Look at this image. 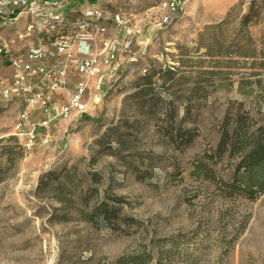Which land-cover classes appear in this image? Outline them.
I'll use <instances>...</instances> for the list:
<instances>
[{
    "label": "rangeland",
    "instance_id": "374dc122",
    "mask_svg": "<svg viewBox=\"0 0 264 264\" xmlns=\"http://www.w3.org/2000/svg\"><path fill=\"white\" fill-rule=\"evenodd\" d=\"M102 1L122 10L132 31L108 22L107 39L119 50L86 112L38 130L27 148L13 134L17 101L0 95V138L15 136L24 149L1 172L0 264H264V194L224 196L219 181L234 161L210 158L221 119L243 109L241 98L163 82L159 73L148 91L143 79L189 71L180 66L182 49L222 19H254L249 31L258 41L264 0H180L174 11L160 0ZM14 144L0 141V151H17ZM102 203L115 217L84 218Z\"/></svg>",
    "mask_w": 264,
    "mask_h": 264
},
{
    "label": "built area",
    "instance_id": "2783aa9c",
    "mask_svg": "<svg viewBox=\"0 0 264 264\" xmlns=\"http://www.w3.org/2000/svg\"><path fill=\"white\" fill-rule=\"evenodd\" d=\"M159 6L174 11L180 0ZM109 21L132 31L122 10L109 11L102 0H0L1 69L10 74L0 77V95L18 103L13 134L25 147L56 119L86 112L119 50L107 39ZM37 111L42 119L33 118Z\"/></svg>",
    "mask_w": 264,
    "mask_h": 264
},
{
    "label": "trees",
    "instance_id": "16d2710c",
    "mask_svg": "<svg viewBox=\"0 0 264 264\" xmlns=\"http://www.w3.org/2000/svg\"><path fill=\"white\" fill-rule=\"evenodd\" d=\"M253 20L247 17L222 19L205 26L198 35L196 45L182 49L186 57L181 59L180 66L188 67L189 71L183 73L167 68L152 71L143 78L148 91L154 88L151 76L159 73L163 82L193 81L203 89L211 88L226 96L235 93L241 98L240 107L243 109L229 112L221 119L219 138L210 158L222 160L225 157L234 161L228 175L219 181L223 195L249 200L264 194V79L261 77L264 75V31L259 42L253 39L249 31ZM250 108L259 117H251L248 113ZM184 135V143H189L193 134L185 131ZM0 141H12L18 149L15 151L9 146L1 148L0 156H4L6 161V166L0 165L1 179V172L13 166L15 158L23 156L24 149L16 142L15 136L2 137ZM204 176L214 178L213 175ZM93 179L96 180V175ZM106 198L121 201L120 198ZM95 215L115 217V210L102 203L83 213L84 218L91 221Z\"/></svg>",
    "mask_w": 264,
    "mask_h": 264
},
{
    "label": "crops",
    "instance_id": "0c3cea01",
    "mask_svg": "<svg viewBox=\"0 0 264 264\" xmlns=\"http://www.w3.org/2000/svg\"><path fill=\"white\" fill-rule=\"evenodd\" d=\"M4 62V58L3 57H1V55H0V69H1V65H2V63ZM44 117V115L41 113V111H37L36 113H35V115H33V118L34 119H42ZM57 120V119H56ZM66 122H68V121H66V120H62V119H59L58 120V124L60 125V124H66ZM57 123H55V124H53V127H55V125H56Z\"/></svg>",
    "mask_w": 264,
    "mask_h": 264
}]
</instances>
